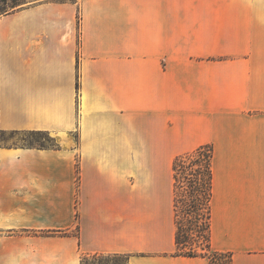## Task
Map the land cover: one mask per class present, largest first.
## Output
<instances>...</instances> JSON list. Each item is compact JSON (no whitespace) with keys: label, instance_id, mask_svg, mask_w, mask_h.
Returning <instances> with one entry per match:
<instances>
[{"label":"crops","instance_id":"crops-1","mask_svg":"<svg viewBox=\"0 0 264 264\" xmlns=\"http://www.w3.org/2000/svg\"><path fill=\"white\" fill-rule=\"evenodd\" d=\"M0 130L57 140L0 146V264H210L174 256L172 165L206 144L212 249L264 264V0H36L4 14Z\"/></svg>","mask_w":264,"mask_h":264},{"label":"trees","instance_id":"trees-1","mask_svg":"<svg viewBox=\"0 0 264 264\" xmlns=\"http://www.w3.org/2000/svg\"><path fill=\"white\" fill-rule=\"evenodd\" d=\"M213 159L212 144L202 145L174 159L172 170L177 246L174 256L207 257L210 264H234L231 253L212 249ZM59 235L70 236L71 233L61 231ZM102 256L84 255L81 264ZM125 257L128 263L129 256Z\"/></svg>","mask_w":264,"mask_h":264},{"label":"rangeland","instance_id":"rangeland-1","mask_svg":"<svg viewBox=\"0 0 264 264\" xmlns=\"http://www.w3.org/2000/svg\"><path fill=\"white\" fill-rule=\"evenodd\" d=\"M36 0H0V16L14 11L25 4ZM57 140L46 133H30V132H11L0 130V146L6 147H52ZM186 153V152H185ZM184 153H177L181 155ZM22 234V233H18ZM3 235V234H1ZM125 256L104 255L98 258H91L87 264H126Z\"/></svg>","mask_w":264,"mask_h":264}]
</instances>
